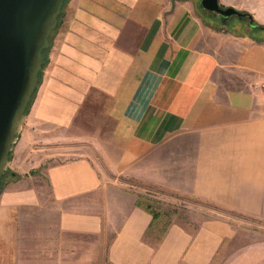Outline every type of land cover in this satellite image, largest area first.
Masks as SVG:
<instances>
[{
  "label": "crops",
  "instance_id": "1",
  "mask_svg": "<svg viewBox=\"0 0 264 264\" xmlns=\"http://www.w3.org/2000/svg\"><path fill=\"white\" fill-rule=\"evenodd\" d=\"M256 3L231 2L264 23ZM212 15L200 0H67L0 190V264H212L231 219L173 218L151 237L162 215L137 199L143 187L169 203L264 213V33L232 34ZM100 100L119 148L112 179L86 156L46 149L52 128L70 129ZM45 202L57 235L29 241L28 214ZM79 234L95 236L83 259Z\"/></svg>",
  "mask_w": 264,
  "mask_h": 264
},
{
  "label": "rangeland",
  "instance_id": "2",
  "mask_svg": "<svg viewBox=\"0 0 264 264\" xmlns=\"http://www.w3.org/2000/svg\"><path fill=\"white\" fill-rule=\"evenodd\" d=\"M255 4L257 0H243ZM222 6L233 5L234 0H219ZM262 3V1H260ZM260 2L256 3L259 4ZM238 3V0H237ZM264 3V1H263ZM260 4L264 13V4ZM243 10V9H240ZM211 20L214 21V27L222 28L232 34H242L248 31L246 18L238 17L233 14L222 21L218 12H212ZM206 19V18H205ZM209 19V17H207ZM222 21V23H221ZM251 31L258 34H263L264 29L252 26ZM48 62V61H47ZM95 95H102L95 91ZM101 99V96H99ZM33 103V102H32ZM32 105V104H31ZM102 101H96L93 105V112L89 116L78 118L70 129L52 128L48 133L49 140L47 142L48 150L56 153L54 157L58 160H66L75 156H86L92 159L99 167L102 174L107 178L112 179L116 175L114 161L119 154V148L116 145V139L112 136L111 131L113 125V117H109L102 112ZM31 107V106H30ZM30 110V109H29ZM46 141V140H45ZM38 148V147H37ZM40 148V145H39ZM42 147L39 151H42ZM38 150V149H37ZM37 151V152H39ZM14 156V151L11 157ZM16 157V155H15ZM16 165L10 164L2 183V187L6 179L15 170ZM127 189L131 191L139 186L132 177L119 175L118 180ZM139 188V187H138ZM144 191L139 194L137 199L142 202L150 200L152 206L161 211V218L155 225V230H152L151 237L158 234V230L173 218H178L184 221H189L191 215L198 214L200 216H211L213 214L227 215L235 225V234L222 247L220 254L216 256L212 264H264V213L259 216L247 215L235 211H228L209 201L199 199L197 197H188L185 200H180L175 203H169L155 196L156 192L152 187H143ZM28 231L29 241L34 242L37 237L42 235L46 239L57 235L56 232V211L45 202L44 208L36 212H29ZM37 223V224H36ZM73 237H80L79 249L77 255H87L91 252H96L95 245L90 242L95 240V236L88 234H79ZM31 244V243H30ZM83 259V258H82ZM73 264H90L89 261L83 259L73 260ZM102 264H110L104 261Z\"/></svg>",
  "mask_w": 264,
  "mask_h": 264
},
{
  "label": "water",
  "instance_id": "3",
  "mask_svg": "<svg viewBox=\"0 0 264 264\" xmlns=\"http://www.w3.org/2000/svg\"><path fill=\"white\" fill-rule=\"evenodd\" d=\"M67 0H0V184L11 163L10 153L26 122L27 107L39 85ZM203 8L218 12L222 21L233 14L252 15L219 0H200Z\"/></svg>",
  "mask_w": 264,
  "mask_h": 264
},
{
  "label": "trees",
  "instance_id": "4",
  "mask_svg": "<svg viewBox=\"0 0 264 264\" xmlns=\"http://www.w3.org/2000/svg\"><path fill=\"white\" fill-rule=\"evenodd\" d=\"M243 11H245V10H243ZM246 12H248V11H246ZM249 13H250V12H249ZM62 14H63V13H62ZM61 16H62V15H61ZM244 18H246V21H247V24H248V19H249V17L246 16V17H244ZM252 20H253L254 26L264 28V23H259V22H257V21L253 18V16H252ZM221 23H222V21H221ZM54 31H55V30H54ZM53 33H54V32H53ZM49 48H50V47H49ZM49 48L44 49V52L46 53V55H47V52H48ZM47 61H48V58H47V56H46V63H45L44 66H46ZM40 81H41V77H40V79H39V84H40ZM38 86H39V85H38ZM37 88H38V87H37ZM37 88H36V90H35V92H34V94H33V99L31 100V102L29 103V105H28V107H27L26 113H28V111H29V109H30V106H31V104H32V102H33V100H34V97H35V94H36ZM12 152H13V150H12L11 153H10V157H11V155H12ZM7 170H8V168H7ZM7 170L5 171V173H4L3 177H2V181H1V184H0V190H1V188H2V183H3L4 179H5V175H6ZM147 208L151 211L153 218L156 219V218H158V217L160 216L161 211L158 210V209H156V208H154V207L152 206V203H151V202L147 205Z\"/></svg>",
  "mask_w": 264,
  "mask_h": 264
},
{
  "label": "built area",
  "instance_id": "5",
  "mask_svg": "<svg viewBox=\"0 0 264 264\" xmlns=\"http://www.w3.org/2000/svg\"><path fill=\"white\" fill-rule=\"evenodd\" d=\"M230 1H232V0H230ZM264 85V84H263Z\"/></svg>",
  "mask_w": 264,
  "mask_h": 264
}]
</instances>
